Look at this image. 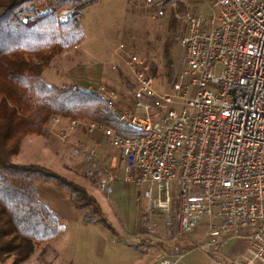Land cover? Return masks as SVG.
<instances>
[{
    "label": "built area",
    "instance_id": "2783aa9c",
    "mask_svg": "<svg viewBox=\"0 0 264 264\" xmlns=\"http://www.w3.org/2000/svg\"><path fill=\"white\" fill-rule=\"evenodd\" d=\"M193 1L215 13L205 19L187 12L180 38L186 68L172 91L155 88L148 61L131 42H120L116 52L137 83L133 108L121 107L116 91L103 84L88 86L140 134L126 137L95 121L87 127L111 139L125 180L143 189L153 211L170 214L177 200L178 236L194 232L204 216L207 232L197 248L211 253L240 238L246 251L231 264H264V0ZM162 2L146 0L157 16L164 14ZM52 121L53 130L60 117ZM79 124L73 119L68 128ZM64 131L59 135L66 139ZM88 154L95 159L96 148ZM114 178L109 173L103 187ZM139 242L148 264H179L188 250Z\"/></svg>",
    "mask_w": 264,
    "mask_h": 264
},
{
    "label": "rangeland",
    "instance_id": "374dc122",
    "mask_svg": "<svg viewBox=\"0 0 264 264\" xmlns=\"http://www.w3.org/2000/svg\"><path fill=\"white\" fill-rule=\"evenodd\" d=\"M163 8L164 14L157 16L156 9L149 7L146 0H93L85 4L81 8V23L85 32L81 48L76 50L73 47L77 48L79 45H74L56 55L44 71L45 79L60 86L72 85L71 73L75 67L92 66L102 80L90 84H103L113 88L119 93L120 106L131 109L136 101L132 93L136 80L123 57L116 52L120 42H131L148 61L150 73L155 79V88L162 93L172 91L174 83L186 68V53L180 38L188 28L187 12L201 15L205 19L215 12L210 4L196 3L193 0H177ZM174 16L176 19L172 24ZM167 46L170 51L166 56ZM66 55L68 56L65 57ZM57 116L60 121L53 130L52 119L48 122V136L29 135L23 140L15 161L48 166L85 186L99 200L107 219L116 230L102 223H85V210L76 206L69 192L52 183L37 181L39 200L52 209L65 225V230L51 242L39 244L31 257L21 264H137L134 255L142 250L137 243L127 244L125 237L121 235H126L127 231L119 225L120 218H123L130 222V228L136 227L141 209V202L137 198H142L145 208L143 212L147 211L165 229L169 228L173 219L177 223V217H172L171 213H153L147 207V198L141 191L127 190L129 182L123 174H119L117 182L106 184L102 188L99 175L101 163L106 166L108 163L106 159L99 157V150L109 156L119 154V150L109 137H100L98 134L102 135L101 132L88 129V123L93 120ZM73 119L80 124L77 128L69 129ZM60 129L65 130L66 139L59 135ZM96 142L101 143L98 148V163H94L95 159L88 154L92 147L97 146ZM176 203L175 199L173 209H177ZM196 220L204 223L207 218L198 216ZM178 244L182 245V242ZM247 245L246 240L236 238L227 247L232 246V252L239 254ZM11 263L12 258H9L0 264Z\"/></svg>",
    "mask_w": 264,
    "mask_h": 264
},
{
    "label": "trees",
    "instance_id": "16d2710c",
    "mask_svg": "<svg viewBox=\"0 0 264 264\" xmlns=\"http://www.w3.org/2000/svg\"><path fill=\"white\" fill-rule=\"evenodd\" d=\"M91 1L0 0V263L9 258L11 264L23 263L39 244L65 230L39 200L37 181L69 192L76 206L85 210V223L112 228L100 202L85 186L48 166L15 161L23 140L29 135L48 136L47 123L56 115L91 119L126 137L140 134L120 122L95 91L48 84L43 78L56 55L85 39L81 8ZM176 1L164 0L161 5ZM67 8L72 13L61 20L59 14ZM169 51L167 46L166 56ZM176 210L172 207V217H177ZM168 226L170 238L177 236L176 221Z\"/></svg>",
    "mask_w": 264,
    "mask_h": 264
},
{
    "label": "crops",
    "instance_id": "0c3cea01",
    "mask_svg": "<svg viewBox=\"0 0 264 264\" xmlns=\"http://www.w3.org/2000/svg\"><path fill=\"white\" fill-rule=\"evenodd\" d=\"M77 45H79L77 48L73 47L76 50L81 48V43L77 44ZM67 56L68 55H66L65 57H67ZM71 74H73L72 85L80 86L82 88H88L87 86L90 83H95V82L102 80L100 78V75L98 74V72L95 69H93L92 66H84L83 67L81 65H78L77 67H75L72 70ZM43 78L46 81V83L51 84V83L47 82V80L45 79L44 73H43ZM107 87L111 88L109 86H107ZM136 88H137V83H136V86L134 87V89L132 90V93L134 95H135ZM111 89H113V88H111ZM114 91H116V90H114ZM116 93H118V92L116 91ZM135 97H136V95H135ZM101 134L102 135L98 134V136L104 137V134L103 133H101ZM30 136H34V135H30ZM96 145L97 146L92 147V148H96V155H95L94 163H96V162L98 163V160H97L98 148L100 147L101 143L96 142ZM99 157L106 159V162L108 163L107 166L103 165L101 163L102 166H101V170L99 172L100 173L99 175H100V179H101L100 181H101L102 188L105 187V186L103 187V180L107 177V175L109 173L114 174L115 178L107 181L105 183V185L106 184H112V182L113 183L117 182L120 179L119 174H123V177H125L124 167L118 161V154L113 155V156H109L108 153H106L102 150H99ZM126 186H127L128 191L130 190L133 192L135 189H138L144 195L143 189H141L138 184L129 182V183H127ZM137 200L139 202H141V209L139 211L138 222H137L136 227L134 229L130 228V222L126 219L120 218V220H119L120 228L125 229L127 231L125 233L126 235H124L123 232H122L123 234H121L123 237H125L127 244L137 243L142 250L141 253H135V255H134V258H135L137 264H148V262L151 260L150 256L144 251L142 244L139 242L140 238L141 239L142 238H148V240L150 241L151 244L156 245V246L166 247V248H171L174 244L182 242V246L188 250H187L186 255L184 256V258L182 259V261L179 264H219V263L231 264L235 259H237L238 257H240L242 254L245 253L244 251L246 249L242 253H239V254L235 253L236 254L235 255L234 252H232L233 251L232 246L227 247V245H229V243L236 238L227 241L225 244H223L217 250H215L211 253H206L205 251L197 248L196 246L202 241V239L205 238V234L207 232V225H206L207 221L206 222L204 221V223L198 222V225H197L195 231L192 233L185 234L182 237L177 235L173 238L172 237L170 238V236H171L170 232H168V230L165 229V227H162L161 223H159V224L156 223V221H154L152 215L147 213V211L143 212L145 208H144V205L142 204V198L139 197V198H137ZM146 205L148 208H150L149 204H148V200H147ZM152 212L154 213L157 211L152 210ZM142 222H147L148 227L145 229H142L140 227ZM111 224H112V222H111ZM112 228L114 230H116V228L113 227V224H112ZM149 230H152V233H148ZM237 239H240V238H237ZM162 242L165 243L166 246L162 245L163 244ZM125 248L130 249V250L132 249L130 247H125ZM230 255L233 256V258Z\"/></svg>",
    "mask_w": 264,
    "mask_h": 264
}]
</instances>
